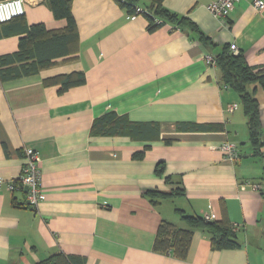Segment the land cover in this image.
<instances>
[{"label":"crops","instance_id":"crops-1","mask_svg":"<svg viewBox=\"0 0 264 264\" xmlns=\"http://www.w3.org/2000/svg\"><path fill=\"white\" fill-rule=\"evenodd\" d=\"M135 1L142 9L154 2ZM214 1L163 0L197 30L169 22L149 32L145 16L116 0H71L78 40L70 54L0 85V264H40L55 255L79 264H264V89L255 90L262 138L255 146L240 95L223 82L216 60L235 45L250 66L264 67V10L245 0L222 24L207 10ZM25 9L29 28L67 27L49 0H25ZM25 35L1 37L0 57L16 53ZM78 72L83 85L61 92L49 83ZM110 112L156 124L159 135L94 134L95 120ZM225 142L237 146L239 160L226 159ZM26 148L40 158L46 200L37 209L25 188H8L24 172ZM149 191L169 197L153 199ZM205 214L227 216L239 247L216 250L197 230L183 260L154 250L163 221L185 228L183 215Z\"/></svg>","mask_w":264,"mask_h":264},{"label":"trees","instance_id":"trees-1","mask_svg":"<svg viewBox=\"0 0 264 264\" xmlns=\"http://www.w3.org/2000/svg\"><path fill=\"white\" fill-rule=\"evenodd\" d=\"M129 14L135 15L138 8L135 0H116ZM163 0L154 2L144 10L142 14L149 22L148 31L154 32L167 23L184 25L197 30L194 23L188 18L178 17L164 9ZM51 10L57 20H66L67 27L61 31H48L45 25H33L30 28L24 24V16L1 24L4 34L9 36L14 32H24L21 38L19 50L16 53L0 57V85L8 80L18 79L37 74L40 70L50 68L56 64L53 59L70 54L72 46L78 40V30L75 18L72 14L71 0H49ZM141 8V7H140ZM202 41L205 39L202 38ZM217 64L223 75V82L227 87L235 89L242 100L245 114L248 118L251 141L255 146L260 145L262 138L260 133V110L255 96L257 86L264 89V67L250 66L243 53L234 54L230 47H226L217 58ZM84 73H72L57 77L49 83L60 85L61 92L69 88L85 84ZM255 86L251 91L250 87ZM180 130H196L199 127L191 125H179ZM201 129H206L202 128ZM93 133L106 136H121L130 134L143 140H149L152 136L159 135L156 124L133 123L126 116H119L110 112L95 120ZM169 142V141H168ZM170 143V142H169ZM141 157V154H136ZM161 164L158 165L160 169ZM161 173L162 171H157ZM148 196L166 199L169 195L158 191H149ZM186 222L185 228H178L174 224L163 221L158 229L154 250L159 253H172L175 258L185 259L188 255L195 231L202 230L210 237L212 246L216 250L234 249L239 247L237 231L227 216L220 221H207L200 216H182ZM76 258L63 255H55L42 261L40 264H79Z\"/></svg>","mask_w":264,"mask_h":264},{"label":"built area","instance_id":"built-area-1","mask_svg":"<svg viewBox=\"0 0 264 264\" xmlns=\"http://www.w3.org/2000/svg\"><path fill=\"white\" fill-rule=\"evenodd\" d=\"M245 0H215L213 3L207 6L209 13L219 20L222 24H225L230 14L235 9V6ZM254 8L258 12L264 10V2L256 0L254 2ZM26 13L25 0H5L0 1V25L10 22L15 18L24 16ZM144 13V10L140 7L136 9L135 16H140ZM231 51L235 54L238 53V49L235 45L231 46ZM207 63L215 65V59L211 56L206 57ZM236 106L232 105L228 108L230 112L236 110ZM219 149L224 153L227 160L235 162L240 159V151L235 144L225 142ZM25 156L27 163L23 174L16 180L8 182V188L10 191H16L19 188L27 189V202L33 208L37 209L39 205L46 200V195L41 189L42 175L39 169V155L33 148L25 149ZM4 180L0 178V184ZM204 219L207 221H214L215 215L205 214Z\"/></svg>","mask_w":264,"mask_h":264},{"label":"rangeland","instance_id":"rangeland-1","mask_svg":"<svg viewBox=\"0 0 264 264\" xmlns=\"http://www.w3.org/2000/svg\"><path fill=\"white\" fill-rule=\"evenodd\" d=\"M173 201H176V200H173Z\"/></svg>","mask_w":264,"mask_h":264},{"label":"water","instance_id":"water-1","mask_svg":"<svg viewBox=\"0 0 264 264\" xmlns=\"http://www.w3.org/2000/svg\"><path fill=\"white\" fill-rule=\"evenodd\" d=\"M26 191H27V189H26Z\"/></svg>","mask_w":264,"mask_h":264}]
</instances>
